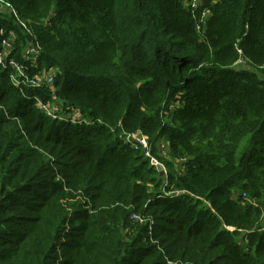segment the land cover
Instances as JSON below:
<instances>
[{"label":"trees","instance_id":"1","mask_svg":"<svg viewBox=\"0 0 264 264\" xmlns=\"http://www.w3.org/2000/svg\"><path fill=\"white\" fill-rule=\"evenodd\" d=\"M4 40L58 71L0 65V264H264V0H0Z\"/></svg>","mask_w":264,"mask_h":264},{"label":"built area","instance_id":"2","mask_svg":"<svg viewBox=\"0 0 264 264\" xmlns=\"http://www.w3.org/2000/svg\"><path fill=\"white\" fill-rule=\"evenodd\" d=\"M187 3L190 5L191 8L198 7L199 4L202 3L203 0H186ZM206 12L203 13V17L206 16ZM3 45L5 47V51L0 53V65L7 67L8 64H10L13 67V73L11 74L12 82L19 86L21 83L29 84L34 87H40L42 85L50 84L53 82V79L55 78L57 74V69H52L44 74H38L34 76H29L27 73H25L24 68L22 65L17 63L14 60H9L7 58V47H11V43L7 40L3 41ZM37 53V48L34 46L29 47L26 50V59H29L32 57V55H35ZM7 60H9L7 62ZM37 103L40 106V108L46 112L48 116H50L53 119L58 120H72V121H79L82 122L85 119L77 112L74 113H65L62 109V107H58L54 104L46 103L41 98L36 97ZM124 139L127 143H130L134 148L139 149L143 152V154L151 159V162L155 164L156 166L161 165L163 167V173L167 175V169L165 164L160 161L158 158H156L152 153V146L150 137L140 131L138 132H129L125 133ZM163 154L168 153V149L162 150ZM182 160H180V163ZM180 166V165H179ZM181 170H184V165L180 166ZM131 217L135 220H139L140 222H143L144 220L136 214H132Z\"/></svg>","mask_w":264,"mask_h":264},{"label":"crops","instance_id":"3","mask_svg":"<svg viewBox=\"0 0 264 264\" xmlns=\"http://www.w3.org/2000/svg\"><path fill=\"white\" fill-rule=\"evenodd\" d=\"M157 147H158V151H159V154H161L162 156H164V157H166V158H170V151H169V144H168V142L166 141V140H164V139H162V140H159L158 141V143H157ZM164 148L165 149H168V153L167 154H163V153H161L162 152V150H164ZM174 164H175V166L178 168V166L180 165L181 166V163H180V161L179 160H176V161H174ZM179 166V167H180Z\"/></svg>","mask_w":264,"mask_h":264},{"label":"water","instance_id":"4","mask_svg":"<svg viewBox=\"0 0 264 264\" xmlns=\"http://www.w3.org/2000/svg\"><path fill=\"white\" fill-rule=\"evenodd\" d=\"M157 167L163 173V167L161 165H158Z\"/></svg>","mask_w":264,"mask_h":264},{"label":"rangeland","instance_id":"5","mask_svg":"<svg viewBox=\"0 0 264 264\" xmlns=\"http://www.w3.org/2000/svg\"><path fill=\"white\" fill-rule=\"evenodd\" d=\"M244 64V63H243ZM36 102H37V100H36ZM151 141V140H150ZM165 149V148H164ZM178 168L180 169V167L178 166ZM164 175L166 176V174L164 173Z\"/></svg>","mask_w":264,"mask_h":264}]
</instances>
